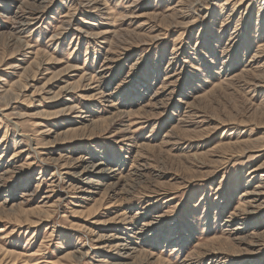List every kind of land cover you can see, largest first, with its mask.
<instances>
[{"label":"rangeland","instance_id":"rangeland-1","mask_svg":"<svg viewBox=\"0 0 264 264\" xmlns=\"http://www.w3.org/2000/svg\"><path fill=\"white\" fill-rule=\"evenodd\" d=\"M263 187L264 0H0V264H264Z\"/></svg>","mask_w":264,"mask_h":264},{"label":"bare ground","instance_id":"bare-ground-1","mask_svg":"<svg viewBox=\"0 0 264 264\" xmlns=\"http://www.w3.org/2000/svg\"><path fill=\"white\" fill-rule=\"evenodd\" d=\"M92 168H95L94 171L97 170V168L95 166H92ZM94 171H93V173H94ZM105 171L110 173V172H114L115 169L112 170V169L108 168ZM100 173H104V172L100 171L97 174H100ZM94 186L98 187L99 185H94ZM260 188H261V186H260ZM254 194H256L257 196H261L260 193H254ZM141 230H143V228ZM138 233H142V231L141 232L139 231ZM103 240H104V238H98L97 241L99 242V241H103ZM104 247L107 248L108 245H106ZM113 250L115 251L116 254L125 255V257H127V256L129 257L132 253H134L136 251V249L131 247L130 244L126 243L125 240L124 241H120V242L116 243L115 245H113Z\"/></svg>","mask_w":264,"mask_h":264}]
</instances>
